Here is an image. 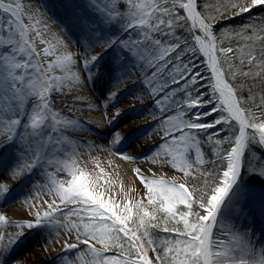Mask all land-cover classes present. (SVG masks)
<instances>
[{
	"label": "snow or ice",
	"instance_id": "1",
	"mask_svg": "<svg viewBox=\"0 0 264 264\" xmlns=\"http://www.w3.org/2000/svg\"><path fill=\"white\" fill-rule=\"evenodd\" d=\"M70 3L83 31L119 23L122 36L81 50L64 28L63 36L51 32L34 0H0V147L19 144L0 174V201L40 169L16 203L26 207L22 218L0 207V264H23L12 249L40 226L51 229L40 254L55 252L59 264H264V245L223 215L243 170L264 178V0ZM244 15L245 23L221 26ZM115 45L131 67L96 107L110 126L126 108L109 115V106L130 84L141 88L131 99L155 107L139 153L116 150L124 129L104 146L74 140L70 130L87 122L62 110L72 107L65 97L89 88L96 62ZM81 144L150 161L134 169L139 191L118 198L104 169L97 174L82 162Z\"/></svg>",
	"mask_w": 264,
	"mask_h": 264
},
{
	"label": "bare ground",
	"instance_id": "2",
	"mask_svg": "<svg viewBox=\"0 0 264 264\" xmlns=\"http://www.w3.org/2000/svg\"><path fill=\"white\" fill-rule=\"evenodd\" d=\"M24 2H27V0H24ZM34 2L40 7V10L45 13V11H48L50 15L54 16L55 13L62 14V17L59 20V25L62 28L65 29L67 35H70V39L77 44V48L84 50L85 48L92 46L93 50L96 51V44L98 41H103V32L105 33V29L103 26H93L97 28L98 30L95 32H83L81 30V26L79 25L78 21L75 19L72 11V6L70 3V0H34ZM82 6V5H81ZM89 15H91L89 13ZM51 18V17H50ZM57 19V18H56ZM42 27V26H41ZM70 27L72 30H78L82 32V37H86L87 39L94 41H83L82 38L76 34L72 33L70 31ZM98 32V33H97ZM49 39H51V35H49ZM108 36H106L105 40H108ZM55 43V40L52 42ZM37 47H44V45H40L37 43ZM115 47L113 49L107 50L103 52V54L100 56L99 60L96 62L94 69H98L96 76L94 77L92 83L90 84L91 90L98 96L99 102L103 101L107 97V92H109L112 88V85L107 82L108 78L110 77V69L109 67L112 66L111 57L113 53L115 52ZM99 51V50H97ZM101 61H104L102 63V68L98 65ZM125 74V73H124ZM102 77V81L100 80V84H97V86L94 85V82L99 80V78ZM89 88V89H90ZM90 90V91H91ZM132 91L131 87L130 89H127L125 91H122L120 96L118 97L116 104L109 106V115L111 114V108L113 106L126 108L125 111L121 114L120 117H118L112 125L108 126L106 122L105 116L98 119L93 118V123L90 125L89 123L85 126V129H81L80 127H77L75 130H70L69 135L76 141H86L89 144L98 145L96 142V135L97 133L102 130L106 132H110V135L112 137V133L116 131L117 129H124L125 130V137L126 139L122 141L121 145L117 147L116 150H119L120 152H127L132 151L134 153H139L144 151V149H138L137 145L141 143L142 137L147 135L151 131L152 124L144 122V118L140 119L138 122L139 126H131L133 122H131V117L134 115H140V111L143 108V105L148 108V106H153L151 102H147L146 100L142 103L140 100H136L137 103L134 107H123L126 103H124V99L126 94H130ZM78 95V96H77ZM73 97V95L65 97V99L72 105L71 111L68 110V113L76 118H78L81 121H86L84 119V115H88L90 111H85L89 108V102L84 100L85 96L82 93H78ZM86 102V104L84 103ZM146 104V105H145ZM93 106V104L91 103ZM129 107V104H128ZM68 107L63 108L62 110L66 109ZM126 125H129L131 127L125 128ZM102 127V128H100ZM12 143V142H11ZM11 143L6 145V149H4L2 154H10L14 159L16 157L17 152L12 153L13 148ZM10 145V146H9ZM105 144H100V146ZM80 150L84 153V156L82 157V162L87 161L88 166L91 169H94L97 174L100 173V169H104V174L108 173V175H117L118 178H121L123 180V183L126 184L125 189L127 192H132V188H130L131 183L134 181L140 185L138 178L135 175L134 169L137 167L141 168H151L152 164L150 161H140L138 163H131L127 160H119L120 166H117L115 163V158L108 155L106 151H96L95 148H87L84 144L79 145ZM92 151H95L97 153V156L92 153ZM4 156L2 155V158ZM93 157H99V158H93ZM5 158V157H4ZM0 164L2 163L1 157H0ZM99 165V167H97ZM121 167V168H118ZM121 169V170H120ZM133 170V178H131V174L128 173V170ZM1 172H4L3 174H6V171L3 169V167L0 170ZM121 171V172H120ZM40 178V169L37 168L33 171L32 174L25 176L21 178L16 184L13 185L10 196L8 194L7 201H10L14 203V208L11 209V207H8L5 202L0 201V207L9 208V217L11 219H18L22 218L24 211L26 210V207L24 209L21 208L20 204H16L17 199L14 197H17L19 192L21 191L19 188L21 186H27L26 192L24 194L27 196L31 190V185L35 183L37 179ZM135 186V185H134ZM137 187V186H136ZM139 187V186H138ZM23 191V190H22ZM16 194V195H15ZM129 195V193H128ZM130 196V195H129ZM20 199V198H19ZM262 200V197H258L253 193H247L243 190L239 189L238 186H235L233 189V192L229 194V197L225 201V205L223 207V215L225 218L228 219V221L231 222L237 229H239L241 232H246V230L250 231L249 235L253 239V241L257 245H264V219L260 217L261 213L264 212V205L260 203L259 201ZM264 203V200H263ZM245 229V230H244ZM51 229L47 226H40L37 228H34L33 230L29 231L25 236H23V239L19 242V244L16 243V249L12 251V256H15V259H17L18 253L22 252L21 254V260L23 261V264H52V262H55L56 264H59V261L57 257L55 256V252H52L50 255L51 257H46L40 254V251L35 245H31L32 238L36 237L37 234L38 240H47L48 236L50 235ZM23 244L24 247H27V249L19 247L20 244ZM24 249V250H20ZM29 254H27V253ZM35 258H38L39 260H34ZM12 259V258H11ZM30 259V260H29ZM29 260V261H28Z\"/></svg>",
	"mask_w": 264,
	"mask_h": 264
},
{
	"label": "rangeland",
	"instance_id": "3",
	"mask_svg": "<svg viewBox=\"0 0 264 264\" xmlns=\"http://www.w3.org/2000/svg\"><path fill=\"white\" fill-rule=\"evenodd\" d=\"M83 6V5H82ZM89 13L91 14L90 16L95 19V20H98L99 17L96 13L94 12H91L89 11ZM45 14L47 17H51V19L48 21L49 24H51L52 28H51V32H54L60 36H63V30L61 29L60 25H59V20L61 17H62V14H56L54 16L50 15L48 11H45ZM59 16V17H58ZM57 18V19H56ZM95 26V25H93ZM97 26V25H96ZM99 26H103L104 29H105V33L103 32V38L102 40L104 41L106 36H108V38H112V37H115V36H122V26L119 24V23H111L109 26H105V25H99ZM98 33V32H97ZM68 37L70 38V35H68ZM68 37L64 36V39H68ZM81 37V36H80ZM54 40H52L53 42ZM94 42V41H92ZM38 43V41H37ZM77 46V44H76ZM116 48V51L113 53L112 57H111V61H112V66L109 67L111 73H110V77L108 78L107 82L110 83L111 85H113V82L115 80V78L121 74V71H123V73L125 74H128V69L131 67V58L129 57V64L127 66L123 65L122 64V60H121V56H122V50L120 49L119 45H115L114 46ZM114 47L112 48H109L107 50H110V49H113ZM42 49V47H37V51L39 52L40 50ZM73 51L75 50L74 48L72 49ZM99 50V48L97 47L96 48V51ZM106 50V51H107ZM0 51H3L2 48H0ZM104 61H101L98 65L102 68V63ZM94 70H97L96 68ZM100 80L102 81V77L99 78V80L97 79L96 82H94V85L97 86V84H100ZM132 89L131 93L130 94H126L125 95V98L124 99H127V100H124V103H126L123 107H128V104L129 106L133 103H137L136 100H132L131 98L137 93V92H140L141 91V88L137 85H134V84H130L128 87H126L123 91L127 90V89ZM90 88V86H89ZM86 88L84 90H82L80 93L84 94L85 98L84 100H86V102L88 101L89 103H92L93 104V108H91V110L88 108L86 109L85 111H90V113L88 115H84L91 118L93 120V118L95 119H100L102 117H104L103 115V108H97L96 106L99 105V98L98 96L91 90V88ZM91 90V91H90ZM108 93V92H107ZM93 94L96 96V98L93 97ZM78 96V95H77ZM73 97H75V95H73ZM86 102H84L86 104ZM146 105V104H145ZM154 105L153 106H148L145 107L143 105V108L141 109L140 111V115H134L131 117V122L133 121H139L140 119L144 118V122L146 121H149V120H152L153 117L151 115H149V112L151 110L154 109ZM71 111V109L69 108H66L64 109L63 111L64 112H68ZM102 143V142H101ZM100 143V144H101ZM98 144V145H100ZM104 144V143H102ZM6 145L5 144L4 146L0 147V157H1V160H2V163L0 164V167L2 166L3 169L6 171L7 168L10 166L11 163H14L15 162V159L10 156V154H2L1 152L4 151V149H6ZM10 145H12V148H13V151L12 153L15 154V152H17L19 150V144L14 140ZM9 145V146H10ZM104 146V145H102ZM119 151V150H117ZM92 153H94L96 156H97V153L95 151H92ZM106 153L112 157H114L115 159V163L117 164V166H120V163H119V160H124L122 158H120L119 156L115 155L113 152L111 151H106ZM2 155L5 157L2 158ZM93 158H99V157H93ZM1 162V161H0ZM118 168H121V167H118ZM121 170V169H120ZM133 170H128V173L131 174V178H133ZM121 172V171H120ZM4 172H1L0 171V174H3ZM104 179L109 181L110 184L109 186L112 187L113 191L117 194V197L119 198L120 195H122L123 192H127L125 187L126 184L123 183V180H121V178H118L117 175H108V173H105L104 174ZM134 179V178H133ZM135 185V186H134ZM32 186V185H31ZM137 186V187H136ZM139 186V187H138ZM27 186H21L19 189L21 190L18 194L17 197H14L15 199H17V202L21 199H23L26 195L24 194V190H26ZM130 188H132L131 191L135 190V192L133 191L132 192H127L129 193L130 196L136 194V192L139 191L140 189V185H138L136 182H135V179L134 181L131 183L130 185ZM238 188L243 190L244 192H247V193H253L255 194L256 196L258 197H262V200L259 201L260 203H263V200H264V178H262L261 176L259 175H255V174H250L247 169L243 170L242 173H241V177L238 181ZM23 190V191H22ZM11 192V191H10ZM16 195V194H15ZM9 196H10V193H9ZM20 198V199H19ZM4 204L6 202L5 205H7L8 207H11V209L14 208L15 205H13L14 203L10 202V201H7V198L5 200H3ZM16 202V203H17ZM224 213V212H223ZM263 219H264V212H262L260 214ZM227 219V218H226ZM228 220V219H227ZM245 230V229H244ZM250 231L246 230V233L249 234ZM32 234V233H31ZM37 235V234H36ZM35 235V236H36ZM37 237V236H36ZM33 239V238H32ZM19 242V241H18ZM17 242V244H18ZM47 242V240H38V238H36L35 240H33V244L32 245H35L39 251H41V247L42 245H44L45 243ZM17 245L14 246V248L16 247ZM14 248L12 249V251L14 250ZM16 249V248H15ZM20 250H24V249H20ZM27 253V252H26ZM22 254V252H19L18 253V256H17V259L21 260L22 258L20 257ZM28 254V253H27ZM29 255V254H28ZM11 258L12 259H15V256H12L11 254ZM39 260L38 258H35L34 260ZM30 260V259H29ZM28 260V261H29ZM30 264V263H29ZM52 264H56L55 262H52Z\"/></svg>",
	"mask_w": 264,
	"mask_h": 264
},
{
	"label": "trees",
	"instance_id": "4",
	"mask_svg": "<svg viewBox=\"0 0 264 264\" xmlns=\"http://www.w3.org/2000/svg\"><path fill=\"white\" fill-rule=\"evenodd\" d=\"M255 14V13H254ZM253 14V15H254ZM249 16L248 15H244V16H241V17H237L235 20H232V21H227V22H222L221 26H226L228 24H231L233 26L235 25H240L242 23H245L249 20Z\"/></svg>",
	"mask_w": 264,
	"mask_h": 264
}]
</instances>
